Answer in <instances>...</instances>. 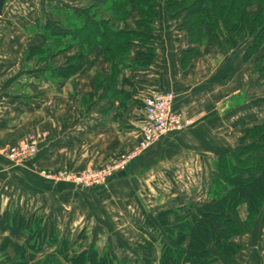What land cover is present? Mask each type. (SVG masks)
Returning a JSON list of instances; mask_svg holds the SVG:
<instances>
[{
  "label": "crops",
  "instance_id": "0c3cea01",
  "mask_svg": "<svg viewBox=\"0 0 264 264\" xmlns=\"http://www.w3.org/2000/svg\"><path fill=\"white\" fill-rule=\"evenodd\" d=\"M9 6L14 7L12 1L0 17H6ZM63 6L80 11L88 4ZM129 18L134 25L139 13L132 9ZM37 33L43 38L30 47L46 44L44 34ZM153 43L154 59L149 66L135 65L144 50L134 48L128 60L135 66L128 62L113 82L104 49L92 48L90 54L80 55L77 65L67 63L68 57L77 54L76 47L49 61L39 60L38 65L28 60L20 74L12 67L15 57L0 52V143H15L30 134L41 136L30 168L16 172L0 164V215L42 212L57 224L84 229L90 236H126L120 226H135L138 219L148 216L140 231L149 236L147 226L156 227L149 218L152 215L158 220L171 212L173 221L175 209L212 199L216 161L240 148L245 128L264 123V46L245 60L251 38L232 35L223 44L207 39L193 43L163 0L154 22ZM8 46V42L0 44V48ZM65 67L69 74L62 73ZM74 67L77 70L72 73ZM150 90L173 91L175 110L194 119V124L162 136L142 151L128 165L126 176L94 193L78 191L35 171L98 167L117 154L137 149L143 134L142 101ZM246 214V207L240 208L242 219ZM232 241L240 246L235 261H226L212 247L218 258L215 264H264V209L253 228Z\"/></svg>",
  "mask_w": 264,
  "mask_h": 264
},
{
  "label": "trees",
  "instance_id": "16d2710c",
  "mask_svg": "<svg viewBox=\"0 0 264 264\" xmlns=\"http://www.w3.org/2000/svg\"><path fill=\"white\" fill-rule=\"evenodd\" d=\"M159 2L93 0V4L83 12L70 10L65 14V20L59 23L60 30L56 31L59 34H53L55 26L50 20L42 28L46 45L54 46L56 50H46L47 46H31L27 61L34 55H40V60L49 61L76 47L77 54L68 57L67 63L77 65L80 55L90 54L92 48L104 49L106 59L112 64L113 82L126 68L132 49L142 45L140 39L149 37L153 42ZM163 3L172 17L182 21L193 43H202L207 39L223 44L232 35L242 40L251 38L252 44L245 52V60L264 46V0H163ZM253 6L257 7L252 11ZM132 9L139 13L134 25L128 22ZM104 12H107V16ZM153 45L149 47L153 48ZM143 50L142 58L135 63L141 67L149 66L154 59V48L151 52ZM261 59L264 61V55ZM66 67L62 73L69 74ZM76 70L74 67L70 71L75 73ZM123 81L132 84L128 78H123ZM112 87L115 89V84ZM240 142L237 151L231 155H221L216 162L217 174L209 202L190 203L175 209L172 211L173 221L169 219L171 212L158 217L167 233L159 264H215L218 258L211 251L212 247L226 261H235L240 246L232 238L252 229L264 209V123L245 128ZM214 188L218 189L215 193ZM243 205H246L247 212L244 219L240 216ZM32 217L27 218L16 211L0 215V231L8 232L10 236L41 234L35 244L12 243L22 264L31 260H35L34 264H63L59 257L70 264H126L125 260H116L96 248L78 252L70 240L60 241L57 236H50V240H46L56 246V251L37 259L36 255L46 242L40 229L31 228ZM149 236L146 254L138 264L156 262L157 239L152 234ZM29 250L33 252L28 254Z\"/></svg>",
  "mask_w": 264,
  "mask_h": 264
},
{
  "label": "rangeland",
  "instance_id": "374dc122",
  "mask_svg": "<svg viewBox=\"0 0 264 264\" xmlns=\"http://www.w3.org/2000/svg\"><path fill=\"white\" fill-rule=\"evenodd\" d=\"M9 1L13 2L14 7L9 6L6 17L5 18L0 17V44L3 46V43L8 42L9 46L8 48L1 47L0 52L3 51L5 56L15 57L16 63L12 67L15 68V70L19 74L22 73L21 67H23V64H25L24 66H26L28 62H31V63H37L36 65H38L39 64L38 62H40L39 61L40 55H34L31 59H29L28 62L26 61H27V54H28L30 45H38L41 42L40 39L43 38L39 36V34L37 33L39 32L43 36L42 28H44V25L42 24H46L49 20L50 22L52 21L51 23L54 24L55 26L53 34H59V33H56L57 30H60L59 23L65 20V14L69 13L70 11L69 9H71L68 7L66 8L63 5H66L69 7H73V6L81 7L82 5L88 4V7H90L93 4V2L89 1V3H87L85 0H83L85 1V3L81 1H77V0H9ZM22 3L24 5H22ZM256 7L257 6H253L252 11L256 10ZM83 10L81 9L80 12H83ZM104 15L107 16V12H104ZM56 22H58V24ZM140 40L141 42H143L141 43L142 45L141 46L136 45L134 47L135 49L137 48V46H139L141 47L140 49L142 50L145 49V50H148L149 52L153 51V48L149 46H152L154 43L149 37L146 38V40L144 39H140ZM45 46H47L46 50L50 51L51 48L56 50L54 46H51L49 44L47 45L45 44L44 47ZM134 48L132 49V51L134 50ZM19 58H22L21 61H23L24 59L25 62L23 61L24 63L21 64V62L19 61ZM106 61L108 62L109 69L112 68L111 62H109L107 59ZM128 62L132 66H135L131 61L128 60ZM128 66L129 65L127 64L126 67ZM86 83L87 82L84 80L83 86ZM30 141H34L37 144L38 153H39L41 136H38L36 134H30V136L27 137L26 139H23L15 143H12V142L0 143V157L1 159L4 158V162L0 163L2 167L4 166L5 169L10 170V171H16V172H19V171L22 172L30 168L29 162H31L38 155V153L34 157H32L31 159L25 162L17 161L16 159H13L11 157V153H13L12 148H16V147L21 148L22 146L28 144ZM120 154H117L116 156ZM114 157H112L110 160H113ZM101 166H98V167H101ZM215 169H216V163H215ZM60 170H71V169H67V168L37 169L36 168L35 171H37L42 177H45L44 172L53 173V172H57ZM83 170L85 169H82L79 171H75V170H71V171L80 172ZM216 174H217V169H216ZM117 178L118 176L112 178L108 182V184L104 187H95V188H90V189H84L80 186H77L76 184L69 183V182H63V181H58V182L72 185L75 188H77L78 191H81V192L97 193V192L106 190L110 186V184L113 181H115ZM214 185L215 184H213V186ZM217 190L218 189L215 190L214 188L213 193H215V191ZM212 191H213V188H212ZM212 191L210 193L211 198L213 196ZM187 196L189 198V193L187 194ZM174 202H176V200H174ZM242 207H246V205H243ZM12 212L14 211H10L8 213H12ZM24 216L27 218L34 216L31 218V223H32L31 228L40 229V232H42L44 235L45 242L46 240L47 241L50 240L51 238L50 236H57L56 238L59 239L60 241L70 240L74 244L75 248H77L78 252H82L86 248H89L90 250L93 248H96L102 254L103 253L109 254L111 257L115 258L116 260H119V261L125 260L126 264H138L139 261L142 262L143 257L146 254V249H145L146 243L151 237L148 235L144 236L140 231L141 226L142 228H144V223L146 222L148 216H145L144 220L138 219L136 221L138 224L135 226L134 225L120 226L119 230L123 232L125 231L124 233H126V236H119L117 234H115V236H108V235L90 236L85 233L84 229L83 231H81L80 229H77L76 227H74L73 229H70V227L61 225L60 223L57 224L56 220L54 219L52 220L49 217H45L42 214V212H39V213L36 212L35 214L26 213ZM149 218H151L156 223V227L147 226V228H149V231L154 236H156L157 243H156V248H155V253H156L155 263L159 264V258L161 256L160 252H162L164 241L167 240V233H166V229L163 228V226H159V224L157 223L158 220L155 219L154 215H152V217H149ZM107 229L109 228L107 227ZM53 230H55V232H53ZM36 235L37 236H28L26 233H22L17 236H10L9 233L0 231V264H22V259H20V256L18 255L17 250L12 243L18 242L19 244L26 245L29 242H32V244H35L36 241L40 240L41 234L37 233ZM53 251H56V246H52L49 242L48 243L46 242L45 245H43L42 249L38 252L36 257L37 259L42 258V257L44 258L48 253L53 252ZM32 252L33 251L29 250L28 254ZM59 258L63 264H70V263L65 262L61 257ZM34 262L35 260L34 261L31 260L27 262V264H34Z\"/></svg>",
  "mask_w": 264,
  "mask_h": 264
},
{
  "label": "built area",
  "instance_id": "2783aa9c",
  "mask_svg": "<svg viewBox=\"0 0 264 264\" xmlns=\"http://www.w3.org/2000/svg\"><path fill=\"white\" fill-rule=\"evenodd\" d=\"M176 95L173 91L150 90L144 96L142 138L137 149L115 156L101 167H90L80 172L60 170L57 172H44V176L51 180L76 184L84 189L104 187L117 177L118 173L126 170L130 162L142 151L148 149L162 136L170 132L183 131L194 124V119L186 117L175 110ZM11 157L25 162L38 153V146L34 141L21 148H12Z\"/></svg>",
  "mask_w": 264,
  "mask_h": 264
},
{
  "label": "water",
  "instance_id": "95a60500",
  "mask_svg": "<svg viewBox=\"0 0 264 264\" xmlns=\"http://www.w3.org/2000/svg\"><path fill=\"white\" fill-rule=\"evenodd\" d=\"M8 1L9 0H0V16H2L4 14V8H5V5ZM126 174H127L126 170H122L117 175H118V177H124V176H126Z\"/></svg>",
  "mask_w": 264,
  "mask_h": 264
}]
</instances>
